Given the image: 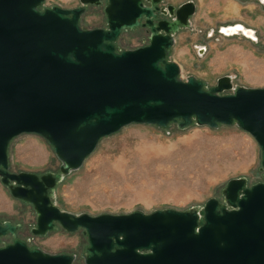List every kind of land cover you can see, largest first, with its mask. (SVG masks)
<instances>
[{"label": "water", "instance_id": "95a60500", "mask_svg": "<svg viewBox=\"0 0 264 264\" xmlns=\"http://www.w3.org/2000/svg\"><path fill=\"white\" fill-rule=\"evenodd\" d=\"M160 1L79 0L68 9L45 7V0H0V182L32 206V235L83 230L84 264H264V87L233 88L226 76L209 88L194 76L183 80L167 57L195 5L165 10ZM87 5L104 6L105 26L80 24ZM134 28L147 29L144 43L118 49L122 32ZM170 123L237 125L259 146L263 181L232 178L223 201L209 198L199 210L91 215L54 204L57 183L102 138L130 124ZM22 134L48 142L60 161L57 172L10 170L8 146ZM20 227L0 221V239L11 236L0 246V264L74 263V254L30 247L18 237Z\"/></svg>", "mask_w": 264, "mask_h": 264}, {"label": "rangeland", "instance_id": "374dc122", "mask_svg": "<svg viewBox=\"0 0 264 264\" xmlns=\"http://www.w3.org/2000/svg\"><path fill=\"white\" fill-rule=\"evenodd\" d=\"M188 1L194 3L195 12L189 25L173 35L175 43L167 57L179 64L180 77L194 76L206 88L224 76L233 88L264 87V0H161L159 6L167 10L168 5L177 8ZM44 5L70 9L80 2L45 0ZM103 8L87 5L80 24L84 28L105 26ZM239 23L251 28L255 37L219 32L222 26ZM147 36L140 28L126 29L117 48L138 45ZM200 48H204L202 53ZM8 159L13 172H57L60 165L52 147L37 134L13 138ZM238 177L252 185L263 181V170L258 144L235 124L215 129L195 123L186 128L175 123L165 128L130 124L102 138L82 166L57 183L52 201L74 214L199 210L209 198L223 201L226 183ZM0 221L20 224L18 237L30 247L71 253L76 256L74 264H83L88 245L83 230L69 233L58 227L42 237L32 235L30 228L36 223L32 206L13 198L1 182ZM9 242L7 235L0 239V246Z\"/></svg>", "mask_w": 264, "mask_h": 264}, {"label": "bare ground", "instance_id": "6f19581e", "mask_svg": "<svg viewBox=\"0 0 264 264\" xmlns=\"http://www.w3.org/2000/svg\"><path fill=\"white\" fill-rule=\"evenodd\" d=\"M221 30L223 32H225L228 36L233 35V34H240V36L244 35L247 38L255 37L254 31L251 28L246 27V26H244L243 24H240V23L239 24H235V25L222 26ZM200 51H202V49H200Z\"/></svg>", "mask_w": 264, "mask_h": 264}, {"label": "flooded vegetation", "instance_id": "af4514ba", "mask_svg": "<svg viewBox=\"0 0 264 264\" xmlns=\"http://www.w3.org/2000/svg\"><path fill=\"white\" fill-rule=\"evenodd\" d=\"M143 32H147V29L146 28H140ZM75 261H76V259H75ZM75 261H74V263H75ZM73 263V264H74ZM83 264H84V261H83Z\"/></svg>", "mask_w": 264, "mask_h": 264}, {"label": "crops", "instance_id": "0c3cea01", "mask_svg": "<svg viewBox=\"0 0 264 264\" xmlns=\"http://www.w3.org/2000/svg\"><path fill=\"white\" fill-rule=\"evenodd\" d=\"M144 39H142L141 40V42L143 41ZM135 46H137V44L136 45H130V47H135ZM130 47H125V48H130ZM199 47V46H198Z\"/></svg>", "mask_w": 264, "mask_h": 264}, {"label": "built area", "instance_id": "2783aa9c", "mask_svg": "<svg viewBox=\"0 0 264 264\" xmlns=\"http://www.w3.org/2000/svg\"><path fill=\"white\" fill-rule=\"evenodd\" d=\"M45 6V5H44ZM45 7H47V6H45ZM252 39H253V37H251ZM144 43V40L142 41V42H140L138 45H142ZM137 45V46H138Z\"/></svg>", "mask_w": 264, "mask_h": 264}]
</instances>
